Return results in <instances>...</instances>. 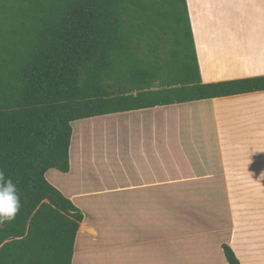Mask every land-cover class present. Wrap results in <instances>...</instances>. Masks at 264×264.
I'll use <instances>...</instances> for the list:
<instances>
[{"label":"crops","instance_id":"0c3cea01","mask_svg":"<svg viewBox=\"0 0 264 264\" xmlns=\"http://www.w3.org/2000/svg\"><path fill=\"white\" fill-rule=\"evenodd\" d=\"M187 5L203 84L264 76V0ZM141 112V136H83L70 172L47 174L85 213L75 260L227 264L228 244L264 264V91Z\"/></svg>","mask_w":264,"mask_h":264},{"label":"trees","instance_id":"16d2710c","mask_svg":"<svg viewBox=\"0 0 264 264\" xmlns=\"http://www.w3.org/2000/svg\"><path fill=\"white\" fill-rule=\"evenodd\" d=\"M263 91L203 84L187 0H0V170L21 196L0 264H73L84 214L47 174L70 172L75 122Z\"/></svg>","mask_w":264,"mask_h":264},{"label":"rangeland","instance_id":"374dc122","mask_svg":"<svg viewBox=\"0 0 264 264\" xmlns=\"http://www.w3.org/2000/svg\"><path fill=\"white\" fill-rule=\"evenodd\" d=\"M140 119H142L141 111L124 115L121 118V121L118 123L115 122L114 118H99L96 120H83L75 122L73 124L74 132L70 152L73 155V159H75L78 144L81 142L83 136H87V139L90 137V140L93 143L92 145H90L89 143L88 144L89 147H93L94 149L107 148L108 145L111 148H115L116 142H113L114 136H141L142 125L139 124ZM103 123L105 124L103 125ZM109 141L112 142V144L108 143ZM54 174L55 173L51 172L49 177L52 178ZM59 184L64 187L63 183ZM52 185L56 187L54 184ZM58 190L63 194L60 189ZM117 216L121 217L120 214H117ZM74 264H80L79 258L76 260L74 258Z\"/></svg>","mask_w":264,"mask_h":264},{"label":"clouds","instance_id":"9594fccd","mask_svg":"<svg viewBox=\"0 0 264 264\" xmlns=\"http://www.w3.org/2000/svg\"><path fill=\"white\" fill-rule=\"evenodd\" d=\"M21 208V196L12 178L0 170V224L15 219Z\"/></svg>","mask_w":264,"mask_h":264}]
</instances>
